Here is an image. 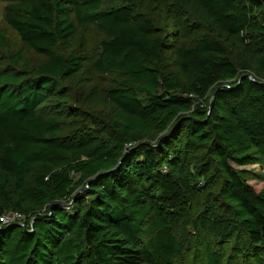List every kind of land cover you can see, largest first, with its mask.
I'll return each instance as SVG.
<instances>
[{"label":"trees","instance_id":"1","mask_svg":"<svg viewBox=\"0 0 264 264\" xmlns=\"http://www.w3.org/2000/svg\"><path fill=\"white\" fill-rule=\"evenodd\" d=\"M1 1L0 264H264V0Z\"/></svg>","mask_w":264,"mask_h":264},{"label":"rangeland","instance_id":"2","mask_svg":"<svg viewBox=\"0 0 264 264\" xmlns=\"http://www.w3.org/2000/svg\"><path fill=\"white\" fill-rule=\"evenodd\" d=\"M115 1L120 2L124 0H115ZM4 5H5L4 2L0 0V27L6 26L5 21H4V15H5ZM89 35L91 36L94 42L99 41V39L102 37L101 32L95 27L90 28ZM9 42L12 47H15L18 44V38L14 35H10ZM246 168L256 172L257 174H262L264 176V166L261 164H250V165H247ZM250 182L257 190H259L264 185L263 180H252ZM202 238H206V235L204 233H202ZM191 245H192L191 249L184 256H181L178 259L177 264H191L192 259H193V253H194V250H193L194 243H192Z\"/></svg>","mask_w":264,"mask_h":264},{"label":"built area","instance_id":"3","mask_svg":"<svg viewBox=\"0 0 264 264\" xmlns=\"http://www.w3.org/2000/svg\"><path fill=\"white\" fill-rule=\"evenodd\" d=\"M25 222L26 216L19 211L8 212L0 216V226L12 223L24 224ZM30 225L32 226V223Z\"/></svg>","mask_w":264,"mask_h":264}]
</instances>
